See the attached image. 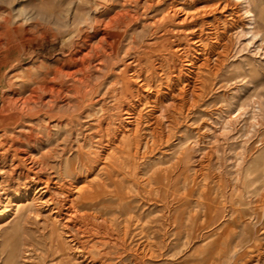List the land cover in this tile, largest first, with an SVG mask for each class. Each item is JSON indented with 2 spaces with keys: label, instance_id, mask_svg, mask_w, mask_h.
<instances>
[{
  "label": "rangeland",
  "instance_id": "rangeland-1",
  "mask_svg": "<svg viewBox=\"0 0 264 264\" xmlns=\"http://www.w3.org/2000/svg\"><path fill=\"white\" fill-rule=\"evenodd\" d=\"M28 98L0 125V184L31 188L0 210L41 214L17 264H264V0H0V110Z\"/></svg>",
  "mask_w": 264,
  "mask_h": 264
},
{
  "label": "bare ground",
  "instance_id": "bare-ground-1",
  "mask_svg": "<svg viewBox=\"0 0 264 264\" xmlns=\"http://www.w3.org/2000/svg\"><path fill=\"white\" fill-rule=\"evenodd\" d=\"M248 3H246L245 2V5L246 6H244V13H245V15L248 17V20L246 21V23L244 24V26H243V28H242V30H241V32L239 33V35L240 36H244L245 38H247V40L248 41H250V42H252V41H254V40H257L258 39V37H259V33H257L254 29H255V26H254V24H255V15H253V13L251 12V11H249V9H248V5H247ZM107 26H108V24H107ZM260 39V38H259ZM111 43V42H110ZM107 54V53H106ZM52 91H53V89H52ZM51 91V92H52ZM35 97V96H34ZM30 98H32V97H30ZM29 99V98H28ZM25 100V101H22V102H24V105H21V106H17V104L15 103V102H17V101H12V103L14 102L15 104L13 105V104H11L12 106H13V108H12V112L11 113H9V114H6V115H4L3 114V112L6 110V109H4V110H0V125L2 124V123H4V121H9L10 119H12V120H16V117L18 116V115H20L21 114V112L22 111H24V110H28V109H30V102H31V100H33L34 101V99H29V100ZM36 99V98H35ZM21 102V101H20ZM23 104V103H22ZM19 105V104H18ZM32 107V106H31ZM34 111V110H33ZM28 116V115H27ZM124 144H125V141H124ZM131 144V143H130ZM4 152V151H3ZM2 152V153H3ZM0 155H1V153H0ZM2 158H4V157H2ZM85 158V157H84ZM85 160V159H84ZM23 161V160H22ZM115 161V160H114ZM260 161L259 160H256L255 162H254V164L255 163H259ZM252 165V171L253 172H255L256 171V164L255 165ZM260 164V163H259ZM65 167H64V173H65V175H67V176H69V177H71L70 175L72 174V172L73 171H75V165H73V163H71V162H66L65 164ZM117 167V166H116ZM19 173V172H18ZM71 173V174H70ZM19 174H17V176H18ZM24 175V173H22V175H20V177H22ZM263 176L262 177H264V165H263V174H262ZM29 176V175H28ZM28 176L27 175H24V177L25 178H28ZM59 176H62L61 174H59ZM32 178V177H31ZM31 178H29V179H31ZM36 178V177H35ZM38 178V177H37ZM61 178V177H60ZM39 180V179H38ZM37 180V181H38ZM56 180V179H55ZM29 181V180H28ZM32 181V180H31ZM47 181H49V179L47 180ZM46 181V182H47ZM25 183H26V181H24ZM34 182V181H33ZM45 182V181H44ZM36 183H38V182H36ZM43 183V182H42ZM56 183V182H55ZM48 184V183H47ZM46 185V184H45ZM23 186V185H22ZM21 186V187H22ZM31 190V188L30 187H28L26 184H24V186L22 187V189L20 188V189H15V188H13L12 190H8L7 188L5 189L3 186H2V184H0V205L2 204V203H5L6 201H7V203H9V202H11V197H13V194H12V192H19V194L18 195H26V193L27 192H29ZM74 190V189H73ZM47 191V189H46V186H38L37 188H36V190H35V195L33 196V197H35V196H39V195H43L45 192ZM74 192H76V197H78V199L77 200H75L76 202H77V207L76 208H78V209H80L82 212L83 211H87V212H83V213H81L82 215L81 216H79V217H82V218H84L83 220H88V218H89V216L91 217V215H92V218H94V217H96V216H94L93 214H90V213H88V210H91V206H92V204L93 203H95L96 202V199H97V194L96 193H94V191L93 190H91V189H89V188H87V190L86 189H84V188H77V189H75V191ZM61 196V195H60ZM67 196V195H66ZM49 198H51V197H49ZM68 198V197H67ZM75 198V197H74ZM34 199L36 200V199H38V198H33V200L31 201V200H29V199H25V200H23V201H20V202H17V203H13V211L10 213V214H6L3 210H0V219H2V218H4V217H6L7 215H9V221L8 222H11L12 221V223H11V226H10V229L9 230H5V233H4V244H5V246H7V247H10L9 248V251H8V254H7V258H6V260H5V263L4 264H17V260H18V258L19 257H21V247H20V245H21V243L22 244H24V242H25V236H24V229H25V224H27V223H29V222H31L32 221V219H35V216H39V215H41V214H39V211H37V210H39V209H37V206H35V204H33V202H34ZM52 199V198H51ZM48 200V199H47ZM47 200H44L43 201V199L42 200H40L41 202L39 203V204H41L42 206H45V205H47V206H49V202H51V201H47ZM72 200V199H71ZM68 201V200H67ZM56 202V201H55ZM59 202V201H58ZM74 202V201H73ZM57 203V202H56ZM75 203V202H74ZM73 203V204H74ZM65 204H68L67 202L65 203ZM71 204H72V202H71ZM71 204H69V205H71ZM6 205V204H5ZM57 205V204H56ZM61 205V204H60ZM40 206V205H39ZM36 207V208H35ZM57 207V206H56ZM59 207H61V206H59ZM73 207H75V206H73ZM72 206H71V209L70 210H72V208H73ZM15 208V209H14ZM50 208V207H49ZM54 208V207H53ZM7 209V208H6ZM59 209V208H58ZM65 209V208H64ZM63 209V210H64ZM74 209V208H73ZM50 211V212H49ZM47 213H48V217H49V220H51L52 222H53V224L55 225V224H58V222H59V219L60 218H58V216L59 215H61L60 214V210L58 211L57 209H56V211L54 212L53 210H52V208H50V210H49ZM75 211H77L76 209H75ZM69 212V209H66V213H68ZM65 213V212H64ZM65 213V214H66ZM70 213H72L73 214V217H77L78 216V214L80 215V211H78V212H76V214H77V216H76V214H74L75 212H70ZM33 215H35L34 217H33ZM67 215V214H66ZM65 215V216H66ZM67 216H72V215H67ZM66 216V217H67ZM39 218V217H38ZM38 218H36V220L38 219ZM81 218V219H82ZM105 218V217H104ZM76 219V218H75ZM74 219V220H75ZM79 220H80V218H79ZM82 220V221H83ZM90 220H92L91 218H90ZM70 221H72L71 220V218H70ZM65 222H66V219H65ZM77 222H78V220H77ZM79 222H81V221H79ZM66 223H68V220H67V222ZM63 224V223H62ZM83 224L85 225L86 224V222H82V226H83ZM74 225V224H73ZM1 226V225H0ZM63 226V225H62ZM61 226V227H62ZM66 226V228H68L67 227V225H65ZM76 226V228H77V226L78 225H75ZM81 227V226H80ZM84 227V226H83ZM86 227H88L87 226V224H86ZM64 228V227H63ZM70 228V227H69ZM73 228V227H72ZM82 228V227H81ZM74 229V228H73ZM78 229V228H77ZM65 230V229H64ZM69 230V229H68ZM83 229H81V231H82ZM70 231V230H69ZM85 231V230H84ZM87 231V230H86ZM79 232V231H78ZM69 233V232H68ZM71 233V232H70ZM61 235V234H60ZM63 235V234H62ZM75 236H77V234L75 235ZM78 237V236H77ZM22 238V239H21ZM55 238V237H54ZM65 240H63L62 241V246H64V247H62V250H66V251H74L73 249H74V247L73 246H75L76 245V243L78 242V241H76V239H75V237H74V235L72 234V235H65ZM82 238H84V237H82ZM80 239V238H79ZM54 240V239H53ZM56 240V239H55ZM67 240V241H66ZM80 241V240H79ZM52 242V241H51ZM74 242H76L75 244H74ZM80 243V242H79ZM78 243V244H79ZM81 243H82V241H81ZM111 243V242H110ZM73 245V246H72ZM83 244H81V246H82ZM22 246V245H21ZM54 246L56 247V249L57 250H60L61 251V249L59 248L60 246H59V244H58V242L56 241L55 242V244H54ZM84 246V245H83ZM82 246V247H83ZM76 247H77V245H76ZM81 247V248H82ZM76 249V248H75ZM86 248H84L83 250H85ZM82 250V249H81ZM81 250H78V252L79 251H81ZM25 253V254H24ZM24 253H22V254H24L25 256L24 257H26V255H27V251L26 252H24ZM81 253V252H80ZM83 253V252H82ZM77 255V254H76ZM82 255V254H81ZM88 255V254H87ZM87 255H86V257H87ZM74 256H75V252H74V254L71 256V258L73 259L74 258ZM91 256V255H90ZM66 257H69V255L67 254V255H65V258ZM78 257V256H77ZM76 257V258H77ZM75 259V258H74ZM78 259V258H77ZM76 259V260H77ZM84 260H85V258H83ZM91 259H92V257H91ZM90 259V260H91ZM89 260V261H90ZM93 260V259H92ZM80 261H81V258H80ZM82 262V261H81ZM92 263V262H91Z\"/></svg>",
  "mask_w": 264,
  "mask_h": 264
}]
</instances>
